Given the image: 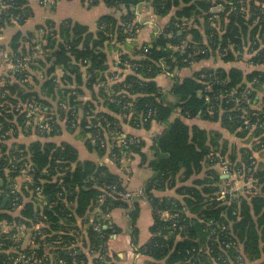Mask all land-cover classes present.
Wrapping results in <instances>:
<instances>
[{
	"label": "trees",
	"instance_id": "16d2710c",
	"mask_svg": "<svg viewBox=\"0 0 264 264\" xmlns=\"http://www.w3.org/2000/svg\"><path fill=\"white\" fill-rule=\"evenodd\" d=\"M80 1L121 14L93 28L47 20L0 45V264H87L84 246L93 264H120L108 251L115 208L128 210L138 244L137 196L112 194L130 188L81 157L78 135L91 153L116 164L135 154L152 171L140 196L153 222L138 251L153 264H264V0H152L170 18L132 52L123 45L144 0ZM31 14L28 0H0V29ZM167 189L176 195L155 194Z\"/></svg>",
	"mask_w": 264,
	"mask_h": 264
},
{
	"label": "crops",
	"instance_id": "0c3cea01",
	"mask_svg": "<svg viewBox=\"0 0 264 264\" xmlns=\"http://www.w3.org/2000/svg\"><path fill=\"white\" fill-rule=\"evenodd\" d=\"M29 6L32 14L29 15L22 24H12L0 29V45L7 47L11 40V37L17 33L22 34H34L36 32L37 26L46 23L47 20H51L58 24L65 18H72L81 24L88 25L93 28L97 19L104 14H114L119 16L121 10H117L112 7H108L104 2L100 1L91 7H87L80 0H28ZM219 9V8H216ZM136 21L141 25L138 30V34L134 38H128L123 45L124 49L127 51H134L138 46L144 42L151 41L155 35L160 31V29L168 22L170 14L166 16L156 15L152 8V0H144L138 3L135 8ZM5 51V50H4ZM112 57L116 60L119 59V52L112 50ZM199 64H193V70L198 69ZM3 66V65H2ZM247 67V66H246ZM245 67V68H246ZM247 67L246 69H249ZM189 68H181L176 71V74L181 76L189 75L193 71ZM169 78H163L162 86L164 88H169L170 85ZM178 111L174 112L172 117L177 116ZM199 121V120H198ZM201 125L205 126L206 123L199 122ZM64 140L70 139V134L63 133L61 138ZM81 139H80V138ZM62 138V140H63ZM60 139V138H59ZM57 138L56 140L59 141ZM74 139V138H73ZM70 140L71 141H73ZM77 141L75 144L80 152L82 158L86 156H91L97 162L107 164L109 169L120 176L123 184L133 191L142 189L143 184L152 176V171L145 165L140 166L139 156H128L125 160L121 159L119 163H114L111 161L108 154L99 156L97 154L91 153L87 150L85 146V140L81 135L77 136ZM146 156L148 159L151 158V152L146 149ZM142 172H146L145 180H141ZM3 183V181H2ZM1 185V184H0ZM158 196L164 195H176L174 190L167 189L164 191H155ZM136 195L135 198L138 200L140 205V212L137 218L136 226L138 228V238L137 245L132 242L131 238V225L128 218V210L122 208H115L111 211L109 216V227L116 226L120 228V232L110 234L108 239V251L115 260H118L120 264H153V259L145 254L138 251V246L145 243L150 237V226L153 222L152 210L149 202L142 198V196ZM4 226V224L2 225ZM84 224L83 228H86ZM108 225H103V228H107ZM4 229H9L10 226L5 225ZM80 243L81 240H80ZM85 253L88 254V263L93 264V259L95 254L93 251L88 250L85 246L83 247ZM248 264H252L249 262Z\"/></svg>",
	"mask_w": 264,
	"mask_h": 264
},
{
	"label": "built area",
	"instance_id": "2783aa9c",
	"mask_svg": "<svg viewBox=\"0 0 264 264\" xmlns=\"http://www.w3.org/2000/svg\"><path fill=\"white\" fill-rule=\"evenodd\" d=\"M264 7V6H263ZM28 109H29V114H32V113H35L36 114V111L37 108L33 106V104L29 103L28 105ZM34 114V115H35ZM43 119H39V129H42V128H48V125L42 121ZM219 170L221 171L222 175L225 177V176H228L229 177V167H228V164L226 161H222L219 165ZM238 189V188H237ZM110 190L112 192V194L120 199V200H125V201H131L132 199H134V197H136V195H139V194H142L143 190L142 189H139L137 191H133L131 189H126V188H122L120 189L117 185H113L110 187ZM104 198V195H100V199H103ZM20 230H22V228H20ZM14 237H20L19 234L18 236L14 234ZM242 260V257L241 256H237V261H241ZM227 264V263H226ZM239 264H242L241 262Z\"/></svg>",
	"mask_w": 264,
	"mask_h": 264
},
{
	"label": "rangeland",
	"instance_id": "374dc122",
	"mask_svg": "<svg viewBox=\"0 0 264 264\" xmlns=\"http://www.w3.org/2000/svg\"><path fill=\"white\" fill-rule=\"evenodd\" d=\"M165 78H169L168 77V75L165 77ZM171 81V80H170ZM263 88V87H262ZM168 89V88H167ZM164 91H166V90H164ZM80 138V137H79ZM81 139V138H80ZM127 158V154L126 153H124L123 152V154H122V156H121V159H123V160H125ZM120 159V160H121ZM259 159L260 160H264V156L260 153V155H259ZM145 177H146V172H142V174H141V176H139V178H141V180H145ZM245 185V183H243V182H237L236 181V185L234 184V186L236 187V188H239V189H241V188H243V186Z\"/></svg>",
	"mask_w": 264,
	"mask_h": 264
},
{
	"label": "water",
	"instance_id": "95a60500",
	"mask_svg": "<svg viewBox=\"0 0 264 264\" xmlns=\"http://www.w3.org/2000/svg\"><path fill=\"white\" fill-rule=\"evenodd\" d=\"M0 184H2V179H0Z\"/></svg>",
	"mask_w": 264,
	"mask_h": 264
}]
</instances>
